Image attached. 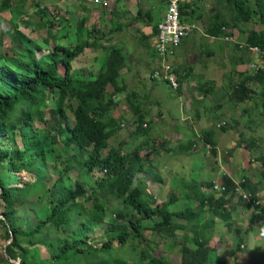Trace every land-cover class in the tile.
Masks as SVG:
<instances>
[{"label":"trees","instance_id":"16d2710c","mask_svg":"<svg viewBox=\"0 0 264 264\" xmlns=\"http://www.w3.org/2000/svg\"><path fill=\"white\" fill-rule=\"evenodd\" d=\"M40 1L45 0L37 2ZM123 1L116 0L114 7L118 4L120 6ZM160 2L166 12L167 0ZM13 4L14 0H4L1 11L11 8L9 12L14 14L17 10L14 11ZM216 4L224 10H218L210 19L204 35L216 40H235L234 34L237 32L240 41L234 42L241 55L234 57L232 61L234 68L228 81L230 102L233 106H243L251 102L255 95H261V113L264 114V91L259 92L260 88H264V68L261 67L260 72L254 75L236 71L240 65H248L253 61L247 50H241L239 45L257 47L264 53V31L258 33L241 28L250 24L264 27V0H216ZM35 8L40 23L34 27V32L39 34L41 30H47L46 37L42 38L44 48L38 44L36 48H32L36 42H28L25 49L21 48L14 36L11 47L4 40L6 32H1L0 37V229L3 230L0 238L6 244L2 261L5 264H53L63 258L69 261L73 256H85L91 259L89 264H143L138 257L126 259L123 250L131 248L146 253L145 251H150L146 246L147 234H150L153 244L158 245L163 233L172 237L174 231L187 229L192 235L189 239L192 245L183 243L179 264H225L227 255L218 256L209 246L210 241L206 234L210 225H214L219 219L228 224L230 216L224 212L228 205L227 198L234 197V182L224 176V194L209 198L200 195L197 213L190 207L181 212H173L172 201L158 207L151 206L152 198L133 187V172H143L145 163L151 162L149 153L153 154L156 140L144 142L128 155L124 153L126 142L118 145L117 152L110 144L120 130V123H115L113 117L108 118L107 114L114 109L116 98L127 90L121 82V71L127 67L126 57L121 50L106 47L104 63L98 72L88 71L85 74L81 70H75L78 59L88 49L98 47L95 41H101L107 34L80 21L74 25V35L61 37L64 42L68 37L77 36L75 43L62 46L53 41L51 49L50 43L56 37L53 34V23L48 22V10L41 8L39 3ZM180 15L182 22L186 24L196 25L203 21V16L193 9L191 1L185 0ZM21 21L28 22L25 16ZM153 23L154 19L147 14L146 26L151 28V34L145 37V48H150V39L158 34V26H152ZM128 27L117 25L108 33L120 34ZM82 37L84 41L81 40ZM41 51L48 52V63L37 59L35 53ZM60 68L63 69L62 74ZM174 70L180 84L189 77L175 67ZM252 84H256L257 89L252 88ZM136 95L134 92L126 97L127 107L134 116L136 132L147 136L152 131L153 122L145 109L146 105L136 101ZM50 98L56 106L53 115L63 122L53 128L55 135L51 130H36L34 124V115L49 108L47 100ZM71 119L76 121L73 128L68 124ZM58 134L67 139L65 153L72 150L74 152L75 148L82 152L90 151V160L79 161L75 156L80 170L87 171V181H73L71 189L62 186L68 180L67 175L61 173V167L53 159V145L57 142ZM212 134V131L205 133L208 144L211 143L209 135ZM6 138L8 147L2 148ZM18 143L23 146V150L16 147ZM194 146L195 143L187 148L193 150ZM105 152L111 158L103 163L100 157ZM211 153L217 157L215 151L212 150ZM133 162L137 165L136 169L139 166L137 170L131 168ZM70 164L66 162L68 167ZM123 165L126 166L122 170ZM96 170L105 174L96 180V188H91L88 183L89 176L95 174ZM17 171H26L31 178H35L36 189L45 184L46 194L36 202L27 201V181L21 175L16 177ZM262 177L264 178V171ZM247 180L246 178L241 186L250 192L253 203L258 201L257 187L250 185ZM205 185L209 188L214 186L212 182ZM99 193L103 195L102 198L106 193L119 203V209L111 215L115 219L113 225L116 227L110 226L113 222L108 221V214L103 212ZM41 202L45 206V211L42 212L45 219H39L35 224L30 213ZM258 202V206H251L257 212L251 218L252 226L259 225L264 220V210L261 202ZM86 203L92 204L93 210L90 213L83 210V204ZM248 205L250 206L247 204L245 207ZM206 208H209L211 224H206L205 220L200 222V216H204ZM160 214L164 215L159 216ZM180 220L185 221L186 225L174 224V221ZM106 234H110L111 240H107L100 247L92 246L98 244ZM12 236L14 238L11 241ZM22 241L27 242L26 248ZM133 244L138 246L134 248ZM41 248L50 252L48 260L39 259ZM236 252L240 254L239 246ZM230 254L232 257L236 255L233 250ZM160 262L162 263L156 264H170L164 259Z\"/></svg>","mask_w":264,"mask_h":264},{"label":"rangeland","instance_id":"374dc122","mask_svg":"<svg viewBox=\"0 0 264 264\" xmlns=\"http://www.w3.org/2000/svg\"><path fill=\"white\" fill-rule=\"evenodd\" d=\"M37 1L14 0L12 7L17 12L11 14L9 12L11 8H6V10L1 11L4 0H0V37L1 32H6L4 40H6L8 46L12 47L14 44L12 41V36H14L19 41L16 42L20 43L19 46L21 48L23 47L25 49L28 42H36L32 48H36L37 44L43 48L45 47L42 38L46 37L47 30H41L39 34L34 32V27L40 23L37 9L35 8L37 3H39L41 8L48 10V22L53 23L52 29L56 38L50 43L49 48L51 49L53 48L54 42H59L62 46L70 45L72 42L75 43L77 36L68 37L64 42H62L61 37L63 35H74L76 33L74 25H77L80 21H83L88 27L92 26V28H97L102 31L101 33L107 34V37L102 38L101 41H95L96 45H99L98 47L88 49L78 59L75 64V70H81L85 74H88V71L98 72L104 63L106 47L121 48L120 50L128 60V67L121 72V82L126 86L127 90L116 98L117 101L114 109L107 114L108 118L113 117L112 120H115V123H120V130L110 144L117 152L118 145L123 141L126 142L124 153L128 155L144 142L156 140L153 154L149 153V160L151 159V162L148 161L149 163L154 161L156 167L154 168L153 162V166L150 164L149 169H147L149 172H133V187L145 193L149 198H152L151 206L158 207L172 201L173 206L171 211L173 212H181L184 208L190 207L197 213L200 204L199 196L203 195L209 198L213 195L211 193L212 188L207 187L205 184L212 182L214 185H221L224 176L236 182L247 178L250 185H254V182H258L257 184L260 185L264 183V178L262 177L264 171V114L261 113L262 97L261 95H255L248 112L242 111L240 106H233L230 102L228 81L231 75L230 72L234 68L232 61L234 57L241 55L239 54L241 51L235 48L236 44L234 43L236 42L235 40L237 42L239 41V34L237 32L234 34V42H226L224 40L212 42V38L204 35V29L210 19L216 15L218 10H224L216 4V0H187L191 1L193 3V9H196L203 16V21L196 24L198 31L190 35L188 39L186 38L178 54L173 57L174 59L171 58L169 60L173 68L175 67L180 73H184V70L190 67L192 68L191 76L186 81H182L181 87L177 92L171 90L166 83L162 81L155 82L156 80L152 79V72L158 65L157 61L152 57L156 56L151 46L152 38L148 44L150 48H145L141 38L143 34L136 31V28L142 30L143 27L144 29L147 27L146 15L148 13L154 18L152 26H158L160 22L159 18L163 13L160 0H132V2L130 0H124L122 7L118 10L119 15L114 18H112L111 13H113L116 0H111L108 4L102 5L98 4V0ZM139 13H142L144 17H138ZM24 16L28 22L21 21ZM134 19V24H139L136 28L127 29L120 34L108 33L118 23L128 26ZM241 28L244 31H256L258 33L264 31L263 26L255 24L244 25ZM150 30V28H146V33H149ZM81 40L84 41V38L82 37ZM114 43L121 44L116 45L118 48L113 46L115 45ZM215 46L216 49L213 48ZM211 50L229 57H225L226 59L223 61H218L221 57L214 52L216 55L214 58L215 62L213 65L210 64L212 65L210 70L205 63L211 57ZM47 53V51H41L35 54L38 60L43 63H48ZM239 67L236 69L239 73L244 72L246 69V65L243 67L240 65ZM60 73H63L62 68H60ZM140 76L141 78H139ZM209 76L211 77L209 79L213 80L215 84L213 87L214 90L212 91L214 93L212 99L200 95L209 94L206 93L207 81H205ZM224 87L226 88L224 89ZM255 89H257V85H255ZM263 91L264 88H260L259 92L261 93ZM134 92L138 98H136V101L146 105L150 116H157L159 118V110L166 112L165 102L172 105L179 99L185 103L182 113H189L190 116H193V120L188 124L187 121H184L183 124L185 125L183 127L179 125L173 130L171 126L174 120L170 118L171 120L167 123L166 128L162 123H159L161 126L156 129L157 126L153 125L149 135L138 134L136 132V125L134 124V116L130 114L126 103V97ZM193 93L195 99L191 101ZM180 94L181 96H179ZM200 97L203 99L201 100ZM47 101L49 108L34 115L35 129L41 130L43 128V130H51L55 135L56 131L53 132V128H57L63 122L53 115V109L56 106L51 101V98ZM207 109L210 110L207 112ZM170 111L172 112V109ZM175 111L176 109L173 108L172 117L181 114V104H179V113ZM197 114L199 116L194 117ZM239 118H244L245 120V124L243 123L242 126L238 123ZM248 119H250V123H248ZM154 121L156 122V119ZM75 123L76 121L73 119L68 121L69 126L72 128ZM187 128H190V130ZM203 131H212L214 133L215 144L212 143V145L208 146L204 142V138L202 139ZM186 135H190L193 141L198 142L197 146L195 145L196 147L194 146V149L190 150V152L179 149L180 154L175 155V162L171 161L167 150H165L166 148H164L166 146V140L169 150L173 148L172 151L174 152L178 149L179 138L182 145L188 144L185 143L187 139H183ZM242 135H248L250 139L243 142ZM66 142L67 139L58 134L57 142L53 145V159L61 167V173H66L67 175L68 180L62 186L71 189L73 181L81 183H86L87 181V171L80 170L75 156L79 158V161L90 160V151L82 152L75 148L74 152L72 150L65 153L64 147H66ZM2 144V148L5 146L8 147V138ZM248 146L250 148L247 150L246 147ZM16 147L23 150V146L19 143L16 144ZM185 148L187 150V147ZM212 150L216 152L217 157L211 153ZM110 158L111 155L105 152L100 157V161L106 163ZM66 162L71 163L70 168L66 165ZM125 166L123 165L122 170ZM136 167L137 165L133 162L131 168L136 170ZM172 167H174L176 172H168ZM17 172V175L15 174L16 177L21 175L27 181V201L36 202L38 198L46 194L45 184H41V187L36 189L34 188V184L36 183L35 178H31L26 171ZM104 174L100 170H96L95 174L90 175L89 179L91 181L88 180L90 187L96 188L94 186L96 180L101 179ZM259 191L257 198L261 202L264 210V189ZM99 196L104 210L103 212L108 214V221L113 222L110 225L112 226L115 224V219L111 215L117 212L119 203L106 193L103 198L101 193H99ZM227 200L228 205L224 214L230 216L231 220L226 224L222 222V219H219L208 230L206 237L210 241L209 246L216 251L218 256L227 255L225 264H264V220L259 225L252 226L251 218L256 215V211L252 207H245L252 209L253 212L247 210L242 219L235 218L234 215H229L232 206L240 207L243 204L236 196H229ZM83 210L90 213L93 210L92 204H83ZM43 211H45V206L44 202H41L36 210L33 209V212L30 213L31 220L35 224L39 219H45V216L42 215ZM85 211L84 213L88 214ZM163 215L160 214L159 216ZM204 220L206 224L211 220L209 208H206L204 216H200V222H204ZM178 223L180 225H186L185 221H174V224ZM113 227L116 226L113 225ZM2 234L3 230L0 229V237ZM161 236L158 245H154L150 234H147L145 237L146 246L150 248V251L142 253L139 250L135 251L131 248H125L123 250L125 252L124 256L127 257L126 259L138 257L143 264L162 263L160 262L161 259H164L165 262L170 264H179L181 260L180 249L183 243L186 242L192 245V242H189V239L192 238L191 233L186 229L174 231L172 237H168L164 233ZM239 239L241 243H239ZM107 240H111L110 234L102 236L99 243L97 242L98 244H93L92 246L100 247ZM21 243L26 248L27 242L22 241ZM5 246L4 239L1 240L0 238L1 264H5L2 261ZM133 246L135 248L138 245L133 244ZM238 246L240 247V254L236 252ZM232 250L234 255H237V259L230 254ZM39 253V259L48 260L50 258V252L46 248H41ZM90 261L91 259L85 256H73L69 261L63 258L53 264H89ZM211 263H213V260H211Z\"/></svg>","mask_w":264,"mask_h":264},{"label":"built area","instance_id":"2783aa9c","mask_svg":"<svg viewBox=\"0 0 264 264\" xmlns=\"http://www.w3.org/2000/svg\"><path fill=\"white\" fill-rule=\"evenodd\" d=\"M111 0H98V4H108ZM185 4V0H167V8L163 21L158 25L154 51L160 60V68L156 70L152 79L166 83L173 91L180 89V82L177 73L169 60L177 54L183 40L198 31L197 25L186 24L181 20L180 9ZM226 42H234L233 39L226 38ZM241 50L246 49L253 58L251 64L246 66L244 72L254 75L264 68V53L257 47L239 45ZM216 191H225V188H214ZM236 192L243 195L248 200L250 194L241 187H237Z\"/></svg>","mask_w":264,"mask_h":264},{"label":"crops","instance_id":"0c3cea01","mask_svg":"<svg viewBox=\"0 0 264 264\" xmlns=\"http://www.w3.org/2000/svg\"><path fill=\"white\" fill-rule=\"evenodd\" d=\"M127 1V0H126ZM131 2H132V0H130ZM122 7V3H120V6H119V4L116 6V15H114L113 13H111V16H113L112 18H114V17H117L119 14H118V10L120 9ZM114 11V10H113ZM149 14V13H148ZM144 17V15L142 14V13H139V15H138V17ZM147 16V15H146ZM164 16H165V11H163V13L161 14V16H160V18H159V21L160 22H162L163 21V19H164ZM111 18V19H112ZM154 19V18H153ZM134 22H135V19H134V21L133 22H131L127 27L128 28H126V30L127 29H132L133 27H135L136 28V26H138L139 24L137 23V24H134ZM159 22V23H160ZM117 25V24H116ZM118 25H121L122 26V24L121 23H118ZM125 27V26H124ZM147 29H148V27H146ZM146 28L144 29V27H143V29L141 30V29H137L136 28V31H139L141 34H143V35H141V38H142V42H144V40H145V37L146 36H148V35H150L151 34V30H150V32L149 33H146ZM151 29V28H150ZM125 30V31H126ZM139 33V34H140ZM155 38L156 37H154V38H152V47H153V50H154V42H155ZM220 40V39H219ZM185 40H183V42H184ZM214 41H217L216 39H212V42H214ZM183 42H182V44H183ZM115 45H113V46H116V45H120L121 43H119V44H117V43H114ZM182 44H181V46H182ZM181 46H180V48H181ZM116 47H118V46H116ZM119 48V47H118ZM180 48H179V50H180ZM214 49H216V46L215 47H213ZM121 49V48H120ZM119 49V50H120ZM179 50H178V52H179ZM212 51V50H211ZM122 52V51H121ZM155 52V51H154ZM178 52H177V54H178ZM217 53L218 55H219V57H221V59L220 60H218V61H223V60H225L226 58L225 57H229V56H226V55H224V54H220L219 52H216V51H212V53H211V57H210V59H209V61H207L205 64H206V66L207 67H209L210 68V70H211V66L214 64V62H215V60H214V58L216 57V55H215V53ZM152 57H154V56H152ZM232 58V57H231ZM154 59L157 61V67L153 70V72L155 71V70H157V69H159V67H160V60L156 57H154ZM172 59H174V58H172ZM233 59V58H232ZM210 64H212V65H210ZM126 66L128 67V60L126 59ZM245 66V65H244ZM243 67V66H242ZM240 68V67H239ZM124 70V69H123ZM122 70V71H123ZM121 71V72H122ZM153 72H152V74H153ZM191 72H192V68L190 67V68H188V69H186V70H184V73L182 72V74H188L189 75V77L191 76ZM152 76V75H151ZM189 77H187V79L189 78ZM121 78H122V76H121ZM139 78H141V76L139 77ZM209 78H211L210 76L205 80V81H207L206 82V84H207V90H206V93H209L208 95H205V94H200V95H202L203 97H205V98H211L212 99V96H214V93L212 92L214 89H213V87L215 86V84H214V81L213 80H211V79H209ZM246 78V77H245ZM186 79V80H187ZM228 79V78H227ZM185 80V81H186ZM155 82H158V81H155ZM158 84V83H157ZM255 85L256 84H252V88H254L255 89ZM180 87H181V84H180ZM226 87H224V89H225ZM205 89V88H204ZM200 92H202V90H200ZM178 94V93H177ZM179 96H181V94L179 95ZM178 96V97H179ZM193 99H195V96H194V93L192 94V100L191 101H193ZM200 99L202 100L203 98L202 97H200ZM164 100H165V98H164ZM196 101H197V98H196ZM253 101V100H252ZM252 101L251 102H248L247 104H244L245 106H240L241 107V110L242 111H246V112H248V110L250 109V107L252 106ZM166 103V105H165V108H166V112H163L162 110H159L158 111V116L160 115V117L159 118H157V116H150V118L152 119V122H153V125H156L157 127H156V129L157 128H159L161 125L159 124V123H162L163 124V126L166 128L167 127V123L171 120L170 118H172V120H174V122H173V125L171 126V128L173 129V130H175V128L177 127V126H179L180 125V127H183L185 124H183V122L184 121H187V124L188 123H190L192 120H193V116H190L189 115V113H187V114H184V113H182V110H183V107H184V105H185V103L182 101V100H177V102L175 103V104H172V105H170V103H167V102H165ZM192 103V102H191ZM179 104H181V114H179V116H174V117H172L171 115L173 114V108H175L176 109V111L179 113ZM148 107H149V105H148ZM170 109H172V112L170 111ZM146 110L148 111V108L146 107ZM210 110V109H209ZM208 109L206 110L207 112L209 111ZM175 111V112H176ZM205 111V112H206ZM150 115V114H149ZM199 116V114H197L196 116H194V117H198ZM244 118H247V117H244ZM244 118H239L238 119V123L240 124V126H242L243 125V123L245 124V120H244ZM156 119V122L154 121ZM161 121V122H160ZM179 121V122H178ZM247 121H249L248 123H250V119H248ZM187 129H189L190 130V128H187ZM205 132L206 131H203V133H202V139L204 140V142L209 146L210 144H215V141H214V133L212 134V135H209L210 136V141H211V143L210 144H208L207 143V137H206V135H205ZM190 135H192V133H190ZM190 135H186V137H184L183 139H187V141L185 142V143H188V144H185V145H182V143L180 142V138H179V141H178V144H179V146L177 147L178 149L176 150V151H172L173 150V148H171L170 150H169V148H168V142H167V140H166V146H164V148H166L165 150H167V154L170 156V160L171 161H174L175 162V159H176V156L175 155H178V154H180V152H179V149L180 150H184V151H187V152H190V149H188L187 148V150H186V148L185 147H189L191 144H193V143H195V145L197 146V144H198V142H195V141H193V138H191V136ZM249 136H250V134H248ZM248 135H242V140H243V142H246L248 139H250V137L248 136ZM195 136H197V135H195ZM216 138V137H215ZM199 143H201L200 141H199ZM174 145V144H173ZM195 146V147H196ZM206 147V146H205ZM207 148V147H206ZM215 149H217V148H215ZM157 158V157H156ZM264 159V158H263ZM151 161V160H150ZM154 162V161H153ZM153 162L152 163H149V162H147L145 165H144V171H147V169H149V167H150V164L152 165L153 164ZM153 166V165H152ZM156 167V165H155V162H154V168ZM138 168H139V166H138ZM137 168V169H138ZM136 169V170H137ZM153 170V169H152ZM147 172H149V170L147 171ZM168 172H176L175 171V169H174V167H172ZM255 184L253 185V187H257V193H259L260 191L259 190H262V189H264V183L263 184H257L256 182H254ZM247 210H249V211H251V212H253L252 211V209H249V208H245V207H242V206H240V207H238V206H232L231 207V211H230V213H229V215H234V217L235 218H239V219H242L243 217H244V214H246L245 212H247ZM252 214V213H251ZM230 220H231V217H230ZM209 224H211V221L209 222ZM216 224V223H215ZM214 224V225H215ZM214 225H210V227H209V229H211ZM236 256L237 255H235L234 257L236 258ZM237 259V258H236Z\"/></svg>","mask_w":264,"mask_h":264},{"label":"clouds","instance_id":"9594fccd","mask_svg":"<svg viewBox=\"0 0 264 264\" xmlns=\"http://www.w3.org/2000/svg\"><path fill=\"white\" fill-rule=\"evenodd\" d=\"M247 66V65H246ZM226 177V176H225ZM231 180V179H230ZM246 181V178H244V179H241L240 181H234V180H232V182H234V184H235V190H234V196H236L237 198H239L240 200H241V202H242V206L243 207H245L247 204H250V206L248 205L247 207H251L252 205H256V206H258V204H259V200L258 201H254L253 203H252V201H251V195H250V197H249V199L248 200H245L244 198H243V195H241L239 192L237 193L236 192V189H237V187L239 186V187H241L245 192H247L248 194H250V192H248L245 188H243L242 186H241V183H244ZM248 181V180H247ZM249 182V181H248ZM250 183V182H249ZM253 186V185H252ZM215 187H219V188H225V191H223V192H221V191H216L214 188ZM226 192V187L225 186H223V184H221V185H214L213 186V188L211 189V193H213V195H222V194H224ZM231 197V196H230ZM253 208V210H255L256 211V209L254 208V207H252ZM263 208V207H262ZM256 214H257V212H256ZM263 221V220H262ZM13 264H16V263H14V262H12Z\"/></svg>","mask_w":264,"mask_h":264},{"label":"bare ground","instance_id":"6f19581e","mask_svg":"<svg viewBox=\"0 0 264 264\" xmlns=\"http://www.w3.org/2000/svg\"><path fill=\"white\" fill-rule=\"evenodd\" d=\"M224 31H225V30H224ZM223 37H224V36H223ZM223 37H222V39H223ZM229 37H230V36H229ZM187 39H188V38H187ZM224 40H225V39H224ZM155 54H156V53H155ZM156 56H157V55H156ZM157 70H158V69H157ZM155 71H156V70H155ZM155 71H154V72H155ZM154 72H153V73H154ZM216 160H217V159H216Z\"/></svg>","mask_w":264,"mask_h":264},{"label":"water","instance_id":"95a60500","mask_svg":"<svg viewBox=\"0 0 264 264\" xmlns=\"http://www.w3.org/2000/svg\"><path fill=\"white\" fill-rule=\"evenodd\" d=\"M2 194V192L0 193V195ZM13 238H14V236H12V239H11V241L13 240ZM9 245V244H8Z\"/></svg>","mask_w":264,"mask_h":264}]
</instances>
